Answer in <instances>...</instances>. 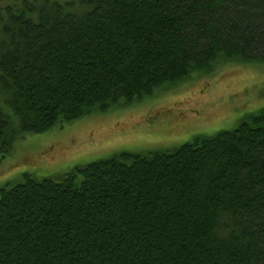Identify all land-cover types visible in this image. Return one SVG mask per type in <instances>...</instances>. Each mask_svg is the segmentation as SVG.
Returning a JSON list of instances; mask_svg holds the SVG:
<instances>
[{
  "label": "trees",
  "instance_id": "obj_1",
  "mask_svg": "<svg viewBox=\"0 0 264 264\" xmlns=\"http://www.w3.org/2000/svg\"><path fill=\"white\" fill-rule=\"evenodd\" d=\"M234 63L264 64V0L2 1L0 157ZM251 109L177 147L0 188V264H264V104Z\"/></svg>",
  "mask_w": 264,
  "mask_h": 264
},
{
  "label": "rangeland",
  "instance_id": "obj_2",
  "mask_svg": "<svg viewBox=\"0 0 264 264\" xmlns=\"http://www.w3.org/2000/svg\"><path fill=\"white\" fill-rule=\"evenodd\" d=\"M262 104L264 64L224 65L214 74L195 75L106 117L93 115L63 128L26 134L11 153L0 157V188L30 176L60 177L76 165L122 151L177 147L200 132L234 128Z\"/></svg>",
  "mask_w": 264,
  "mask_h": 264
}]
</instances>
